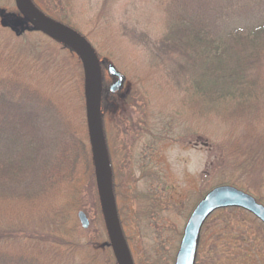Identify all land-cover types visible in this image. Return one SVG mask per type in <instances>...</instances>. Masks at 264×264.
<instances>
[{
	"label": "trees",
	"instance_id": "1",
	"mask_svg": "<svg viewBox=\"0 0 264 264\" xmlns=\"http://www.w3.org/2000/svg\"><path fill=\"white\" fill-rule=\"evenodd\" d=\"M29 1L38 13L89 45L76 22L73 0ZM152 11L157 15L148 22L153 31L133 29L132 38L144 45L148 66L158 74L160 85L179 95L181 113L186 108L224 126L244 122L246 135L226 143L225 158L234 176L214 183L209 191L234 187L264 205L249 184L235 178L264 179V0H155ZM1 37L8 42L28 37L44 40L32 47V58L0 43V264H99L111 246L89 134L72 122L77 111L85 110L84 65L71 49L36 30L14 0H0ZM38 52L48 55L44 64L39 63ZM64 53L71 66L61 60L51 67L52 56ZM99 63L106 139L109 102L119 106L122 101H117L120 92H109L115 79L108 73V63ZM71 103H75L72 110L67 108ZM158 125L142 128L148 148L163 139ZM184 130L193 129L189 125ZM111 155L108 149L109 164ZM115 179L110 164L114 200ZM87 187L92 188L106 240L86 237L77 220V212L85 207ZM207 193L200 194L198 202ZM116 213L119 221L117 209ZM32 223L37 226L32 228ZM106 264H116L115 259Z\"/></svg>",
	"mask_w": 264,
	"mask_h": 264
},
{
	"label": "rangeland",
	"instance_id": "2",
	"mask_svg": "<svg viewBox=\"0 0 264 264\" xmlns=\"http://www.w3.org/2000/svg\"><path fill=\"white\" fill-rule=\"evenodd\" d=\"M73 2L79 29L100 56L99 61L107 62L124 78L117 99L122 101L121 105L109 102L107 107L104 141L106 150L112 153L110 164L115 170L117 185L115 207L132 263L174 264L184 227L200 194L207 193L214 183L234 176L226 161L227 155L225 158L226 143L232 139L238 142L246 135L242 134L244 122L224 126L219 120L207 121L186 108L181 113L179 95L167 92L160 85L158 74L148 66L144 45L131 34L133 29L153 31L148 22L157 17L152 11L155 0ZM41 40L44 39L28 37L8 42L1 37L0 43H7L32 58V47H38ZM67 55L52 56L51 67L61 60L69 61L71 66ZM38 56L39 63L44 64L48 55L38 52ZM73 107L75 103L67 108ZM76 113L73 124L81 132H88L86 111ZM156 124L164 136L159 144L148 148V137L143 136L142 128ZM189 125L192 132H185ZM89 145L92 150L91 142ZM235 178L249 184L252 193L264 204V179L258 182L236 175ZM256 187L261 188L254 190ZM80 211L89 222L86 237L106 240L90 187L85 191V207ZM32 226L37 225L32 223ZM113 258V251L109 249L98 263L106 264L108 259L112 263ZM194 264H264V226L245 211L214 212L201 228Z\"/></svg>",
	"mask_w": 264,
	"mask_h": 264
},
{
	"label": "water",
	"instance_id": "3",
	"mask_svg": "<svg viewBox=\"0 0 264 264\" xmlns=\"http://www.w3.org/2000/svg\"><path fill=\"white\" fill-rule=\"evenodd\" d=\"M19 13L34 26L51 38L75 52L84 65V99L87 127L92 146L94 174L101 206V211L109 237L110 246L117 264H133L127 245L123 239L116 214L115 201L110 183V166L107 158L105 141L100 121V65L91 47L72 31L60 27L47 17L39 14L29 0H14ZM108 73L116 79L109 92L121 91L124 78L113 67ZM228 208L242 209L264 224V207L257 204L249 195L230 186H219L208 192L190 214L183 230V235L174 264H194L200 230L206 219L215 211ZM77 220L85 231L89 222L82 211L77 213Z\"/></svg>",
	"mask_w": 264,
	"mask_h": 264
},
{
	"label": "flooded vegetation",
	"instance_id": "4",
	"mask_svg": "<svg viewBox=\"0 0 264 264\" xmlns=\"http://www.w3.org/2000/svg\"><path fill=\"white\" fill-rule=\"evenodd\" d=\"M261 223V222H260ZM196 256V255H195ZM194 262H195V260H194Z\"/></svg>",
	"mask_w": 264,
	"mask_h": 264
}]
</instances>
